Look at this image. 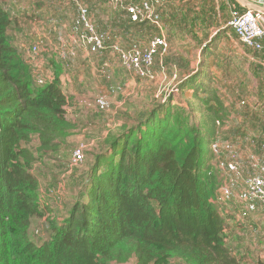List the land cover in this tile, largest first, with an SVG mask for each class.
Segmentation results:
<instances>
[{
	"label": "trees",
	"instance_id": "trees-1",
	"mask_svg": "<svg viewBox=\"0 0 264 264\" xmlns=\"http://www.w3.org/2000/svg\"><path fill=\"white\" fill-rule=\"evenodd\" d=\"M15 19L0 0V264H249L232 252L217 204L211 136L231 113L206 66L180 86L185 102L111 129L68 217L49 218V241L31 240L33 220L53 211L34 164L65 151L77 126L61 66L53 62L52 82L36 84L10 38Z\"/></svg>",
	"mask_w": 264,
	"mask_h": 264
},
{
	"label": "rangeland",
	"instance_id": "rangeland-1",
	"mask_svg": "<svg viewBox=\"0 0 264 264\" xmlns=\"http://www.w3.org/2000/svg\"><path fill=\"white\" fill-rule=\"evenodd\" d=\"M20 1L22 10L13 7L10 0H2L17 18L10 31L11 41L25 58L34 46L40 47L37 55L42 67L33 69L43 78L54 76L53 62L61 66L62 88L70 98L67 116L77 126L65 151L45 157L44 166L41 162L34 164L33 172L40 177L41 200L53 211L33 220L29 230L31 240L38 245L49 241L54 234L49 218L60 222L68 217L72 204L86 190V173L90 172L96 156L106 152L104 141L111 129L125 121L136 123L139 115L157 105L164 109L185 102L180 86L206 66L204 71L213 78L210 86L231 113L228 121L211 136L213 151L209 156L218 174L217 204L227 222V242L243 261L264 264V203L251 199L247 187V181L260 174L264 155V61H259L261 57L256 58L257 53L245 47L232 31L226 32L232 14L227 10L225 24L217 23V19L210 22L188 9L194 6L187 7L193 0L176 13L172 12L171 2H167L159 6L163 26L157 29L148 23L135 25L132 20L131 25L127 24L126 11L107 0H92L91 18L86 14L85 20L71 1ZM139 1L126 0L127 3ZM216 5L220 13L224 12L225 5L220 1ZM85 22L93 23L94 33L104 45L112 40V44H119L118 50L109 47L101 52L87 41L82 47L70 46L72 36L91 32ZM158 33L166 37L168 52L156 58L151 77L139 78L124 67L121 51L146 48ZM68 40L65 46L64 41ZM207 46L211 47L209 55L204 53ZM68 47L76 49L75 57L69 53L64 63L63 54ZM88 54L102 59L97 63L91 61L92 64L88 62ZM105 56L109 59L107 64L102 62ZM87 69L89 73H85ZM192 72L195 73L185 76ZM76 78H79L77 88ZM77 89L80 92L74 95ZM188 89L184 93L191 94ZM28 145L33 150L37 148L36 142ZM77 149L82 150L85 158L73 166L71 159ZM230 164L237 169L232 170ZM122 264H137V261L132 258ZM170 264L185 263L174 259Z\"/></svg>",
	"mask_w": 264,
	"mask_h": 264
},
{
	"label": "built area",
	"instance_id": "built-area-1",
	"mask_svg": "<svg viewBox=\"0 0 264 264\" xmlns=\"http://www.w3.org/2000/svg\"><path fill=\"white\" fill-rule=\"evenodd\" d=\"M75 3H79L80 0H71ZM112 4L119 5L122 0H111ZM223 2H229V0H222ZM169 0H143L141 2H132L126 7L129 17L133 22L148 23L157 29H162L163 21L162 14L159 11V6L166 4ZM79 10L85 20V15H89L88 8L80 6ZM92 25V24H91ZM88 22H85V26L88 27L90 33L80 35L78 37H72V45L79 46L84 45L87 41L94 44L98 49L105 50L106 45L98 39V36L94 33L93 26ZM229 27L234 30L239 40L250 49L255 51L264 50V14L256 12L253 9H247L245 11L235 10L232 12V17L228 23ZM168 42L163 34H156L149 45L146 48H133L131 50L121 51V60L126 69L134 72L139 78H149L152 76V69L154 68L156 58L163 56L168 52ZM117 49L118 48H114ZM39 46H34L32 52L26 57L28 64L30 65L32 74L37 77L36 84L38 86H45L53 79H45L40 75H37V70L42 66L38 62ZM76 49H70V54L75 56ZM63 86V81L61 79ZM84 153L81 149H77L73 152L71 164L78 165L84 160ZM229 167L232 170H236L235 165L230 164ZM248 196L253 200H258L264 203V155L262 159L261 172L259 175L252 176L247 181Z\"/></svg>",
	"mask_w": 264,
	"mask_h": 264
},
{
	"label": "crops",
	"instance_id": "crops-1",
	"mask_svg": "<svg viewBox=\"0 0 264 264\" xmlns=\"http://www.w3.org/2000/svg\"><path fill=\"white\" fill-rule=\"evenodd\" d=\"M11 3H12V6L15 7V8H18V9H24V7L22 6V2L20 0H10ZM67 1H71V0H67ZM110 1L112 3L111 0H107V2ZM139 1V0H138ZM143 0H140L139 2H141ZM189 1L191 0H169V2H171V8H173L172 12L173 13H176V11H179L180 8H185V3H188ZM216 1H220L224 6V12H221L219 11V6L216 5ZM251 3H254L256 5H258L259 7H262L261 9H258V10H255L256 12H260L262 14H264V0H247ZM71 4H73L76 9L78 10L80 6H84L86 8H88L89 10V17H90V13H92V6H93V3H92V0H80L79 3H75L73 1H71ZM131 4V3H130ZM129 5V3L126 2V0H122L121 4H119V6L121 8H123L125 11H126V7ZM191 5H194L192 8H188L190 10H193V13H195L196 15H200L201 17H206L209 19V21L211 22V19H217L216 22L217 23H223L225 24L226 23V20H227V10L232 14L233 11L235 10H238V11H245L247 9H249L248 6H246V4L243 2V0H229V2H223L222 0H193L192 3H188L187 7L188 6H191ZM162 6V5H161ZM161 7H159V11L161 13V10H160ZM251 9V8H250ZM109 14L111 15V13L109 12ZM127 14V12H126ZM162 14V13H161ZM17 15V14H16ZM128 15V14H127ZM216 15H218V18L216 17ZM199 16V17H200ZM200 17V18H201ZM91 18V17H90ZM129 19V18H127ZM205 19V18H202V20ZM112 21V20H111ZM162 21H163V18H162ZM93 25V23H92ZM112 27V26H111ZM117 25L116 26H113V29H116ZM225 28V27H222V29ZM227 30L226 32L228 31H232V33L236 35V33L234 32V30H232L231 28L230 29H225ZM125 35V33L123 32V36ZM104 36L106 38L109 39L108 37V34H104ZM155 36V35H154ZM153 36V37H154ZM73 37V36H72ZM152 37V38H153ZM238 37V36H237ZM71 41V40H70ZM108 42H105V45H106V49L105 50H100L101 52H106L108 50V48L110 47L111 49H114V48H118V45L117 44H112V40L109 41L107 40ZM69 44V40L66 42L64 41V45L67 46ZM94 45V44H93ZM93 45H91V47H94ZM244 45V44H243ZM82 47V45L79 44L78 47ZM245 46V45H244ZM242 46L243 48L247 47V46ZM67 47H65L66 49ZM249 50H252L253 52L257 53L256 55V58L257 57H261L259 61L263 60L264 61V50H261V51H255L253 49H250L249 47H247ZM246 48V49H247ZM90 49V47L88 48V50ZM247 49V50H248ZM68 51L67 52H64L63 54V61L64 63H67L68 59H69V56L67 57V55H69L70 53V49L68 47L67 49ZM72 55V54H71ZM75 57V56H74ZM90 57V60H88V62H91L93 61L94 63H97V61H101L102 57H96L94 56L92 58V56H90V54H88L87 56V59ZM85 59V58H84ZM87 59H85L84 61H86ZM108 58L107 56H105L104 60L102 61L103 63L105 62V64L108 63ZM76 61V60H75ZM92 63V62H91ZM93 64V63H92ZM107 69V72L109 71V69L107 67H105ZM89 69V68H88ZM86 70L85 73H89V70ZM198 69V68H197ZM69 72V70H67ZM106 72V71H105ZM195 72H192L190 75H185L186 77H189L191 76L192 74H194ZM53 75L49 76L50 79H54V76L52 77ZM63 76V74H62ZM62 76H61V79H62ZM79 78H76V85H74L75 88H77L79 86ZM82 83H84V81H82ZM79 89L75 90L74 92V95H78L79 94ZM72 99L74 97H71Z\"/></svg>",
	"mask_w": 264,
	"mask_h": 264
},
{
	"label": "water",
	"instance_id": "water-1",
	"mask_svg": "<svg viewBox=\"0 0 264 264\" xmlns=\"http://www.w3.org/2000/svg\"><path fill=\"white\" fill-rule=\"evenodd\" d=\"M243 2L246 4V6H248L249 8H251L253 10H258V9L262 8V7H259L258 5L254 4V3H251V2H249L247 0H243Z\"/></svg>",
	"mask_w": 264,
	"mask_h": 264
}]
</instances>
